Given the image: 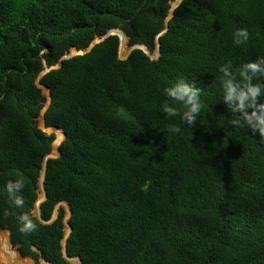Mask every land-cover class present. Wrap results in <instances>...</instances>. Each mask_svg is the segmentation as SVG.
I'll use <instances>...</instances> for the list:
<instances>
[{
	"label": "trees",
	"instance_id": "16d2710c",
	"mask_svg": "<svg viewBox=\"0 0 264 264\" xmlns=\"http://www.w3.org/2000/svg\"><path fill=\"white\" fill-rule=\"evenodd\" d=\"M173 1L0 0V242L8 261L70 264L63 205L48 223L32 211L43 158L55 135L56 152L62 129L40 215L47 221L59 202L69 204V256L82 264H264V138L230 123L220 72L264 56V0H183L159 34ZM240 28L249 38L237 46ZM156 37L158 57L140 48L118 56L137 43L154 53ZM181 79L201 89L192 127L162 110L172 103L164 89ZM253 82L264 86V76ZM44 86L51 100L42 127L54 133L39 126ZM173 124L180 133L168 130ZM17 179L23 208L6 189ZM25 214L34 231L19 230Z\"/></svg>",
	"mask_w": 264,
	"mask_h": 264
},
{
	"label": "clouds",
	"instance_id": "9594fccd",
	"mask_svg": "<svg viewBox=\"0 0 264 264\" xmlns=\"http://www.w3.org/2000/svg\"><path fill=\"white\" fill-rule=\"evenodd\" d=\"M183 0H179L176 7ZM249 32L247 29L240 28L233 33V43L237 46L247 42ZM222 73L221 85L223 89V102L234 114L230 123L237 128H246L251 133H258L264 138V86L254 83L257 76H264V56L255 61L245 63L238 73L231 70V63L221 66ZM169 102L162 106L163 112L168 117H180L181 122L189 126L197 123V117L201 112L200 102L201 89L184 80H178L173 85L164 89ZM173 105H178L173 106ZM172 133H180L179 124H173L168 129ZM25 187L22 179L9 181L6 185L7 193L17 208H23L25 200L22 195H17ZM24 224L20 227L21 232H31L36 228V223L27 214L22 216Z\"/></svg>",
	"mask_w": 264,
	"mask_h": 264
},
{
	"label": "water",
	"instance_id": "95a60500",
	"mask_svg": "<svg viewBox=\"0 0 264 264\" xmlns=\"http://www.w3.org/2000/svg\"><path fill=\"white\" fill-rule=\"evenodd\" d=\"M179 2V0H174L173 2H172V4H171V8H170V10H169V14H168V16H167V18H166V25H165V28L159 33V34H161V33H163L166 29H167V27H168V24H167V20H168V18L173 14V9H174V7L177 5V3ZM114 33H116L117 35H118V37H119V35L120 34H122V33H120V32H118V31H108L107 33H106V35H109V34H114ZM102 40V39H101ZM94 45V44H93ZM92 45V46H93ZM91 46V47H92ZM91 47H89L88 49H86L85 51H88ZM135 48H140V49H142L146 54H148L151 58H156V57H158L159 56V53H160V49H159V40H158V37H156V48H155V52L154 53H151L149 50H148V48L145 46V45H143V44H134V45H131L130 47H128V50H127V53H126V55L123 57V58H125V57H127L128 56V54L130 53V51L131 50H133V49H135ZM81 54V53H80ZM73 55H75V54H73ZM71 55H66V56H63V57H61V59H63V58H68V57H70ZM61 64V60H59L58 62H57V64L56 65H54V66H51V67H46L44 70H42L41 71V74H43V73H45L46 71H48L49 69H51V68H55V67H58L59 65ZM37 84H38V86H43V85H40V83L39 82H37ZM44 87H46L47 88V97H48V100H47V102H46V104L44 105V107L42 108V110H41V112H40V117H41V119H42V124H43V126L45 127L46 125H45V122H44V111H45V109H46V107L48 106V104H49V102H50V100H51V91H50V88L49 87H47V86H44ZM54 127H57V126H54ZM57 128H59V127H57ZM59 129H61V128H59ZM43 130V129H42ZM44 131V130H43ZM61 132H62V137L59 139V141H58V143H57V145H56V152L55 153H53L52 152V150H53V148H54V142H55V139H56V137L54 138V140H53V142H52V150L49 152V153H47L45 156H44V158H43V166H42V169H41V176H40V179H39V182L41 183V185H42V192H40L39 193V197L37 198V200L35 201V206H34V208H33V210L35 209V211L33 212L41 221H43V222H51V221H53L55 218H56V211H57V208H58V206L60 205V204H62L63 202H59L57 205H56V207H55V209H54V211H53V213H52V216H51V218L49 219V220H44V219H42V217H41V215H40V202L46 197V191H45V187H44V176H45V171H46V165H47V159L48 158H50V157H57V156H59L60 155V149H59V144L61 143V141H62V139L64 138V136H65V133H64V131L61 129ZM67 204V203H66ZM70 214H71V209H70V206H69V204H67V214L65 215V217H64V224H65V235H64V237H63V239H62V247H63V254H64V256L66 257V259L67 260H69V262L71 263V258H77L78 260H79V264H82L81 263V259H80V257L79 256H69L67 253H66V238H67V236H68V234H69V232H70V230H71V227H70V225H69V223H68V221H67V219H68V217L70 216ZM21 257H23L21 254H19ZM41 262H42V264H52L50 261H47V260H45V259H41Z\"/></svg>",
	"mask_w": 264,
	"mask_h": 264
},
{
	"label": "rangeland",
	"instance_id": "374dc122",
	"mask_svg": "<svg viewBox=\"0 0 264 264\" xmlns=\"http://www.w3.org/2000/svg\"><path fill=\"white\" fill-rule=\"evenodd\" d=\"M126 53H127V51H125V53L124 52H120L119 51V49H118V56L120 57V58H123L125 55H126ZM38 120H39V126L45 131V132H47V133H54V132H52V131H47L46 129H44L43 127H42V121L40 120V116L38 117ZM55 137H56V135H55ZM62 205H63V207L65 208V211H66V214H67V204L65 203V202H63L62 203ZM33 212H34V210H32ZM56 214H57V211H56ZM3 237H6V236H4V235H0V241H2V238ZM2 245H1V242H0V264H16L15 262H10V261H8L7 259H6V254H5V250L3 249V247H1ZM19 256V255H18ZM21 257V256H20ZM23 258H27V259H29L32 263L31 264H35L34 262H33V260H31L30 258H28V257H23ZM25 264H26V262H25ZM70 264H73V263H70Z\"/></svg>",
	"mask_w": 264,
	"mask_h": 264
}]
</instances>
